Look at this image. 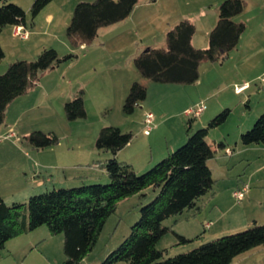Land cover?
Here are the masks:
<instances>
[{
	"label": "rangeland",
	"instance_id": "374dc122",
	"mask_svg": "<svg viewBox=\"0 0 264 264\" xmlns=\"http://www.w3.org/2000/svg\"><path fill=\"white\" fill-rule=\"evenodd\" d=\"M9 1L24 9L25 24L22 27L27 35L25 38L14 35L13 25L1 29L0 46L4 57L0 60V74L5 72L9 63L33 60L45 48H54L59 56L68 53L76 56L41 72L35 84L10 102L5 110L9 127L16 134L13 138L0 140V194L7 204L27 202L29 196L53 188L77 186L80 176L87 178L86 184H106L108 177H100V168L109 152L95 147V138L103 126H118L121 131L132 133L133 144L126 148L124 156L132 158L134 169L140 173L158 161L143 167L151 158L154 160L158 150H165V144L174 140L178 130L185 131L189 118L195 130L205 126L207 120L222 109L230 108L226 120L210 128L206 139L210 143L225 142L220 136L228 133L226 139L234 148L236 142L242 145L240 134L236 133L243 122V112L249 110L243 101L247 94H250L252 113L257 110L259 115L264 110V0H244V10L234 17L235 21L245 24L236 47L222 60L201 61L199 77L190 84L146 79L136 69L133 60L146 48L164 46L165 31L184 18L195 26L191 44L205 48L208 33L217 21V0H138L126 18L100 27L95 38L83 45H73L65 29L76 3L93 0H50L34 17L29 9L32 0ZM48 14L52 15L50 20ZM133 81L145 86L146 97L127 113L123 110V103ZM242 82H248L250 87L239 95L234 94V86ZM79 89L83 90L86 116L68 120L64 104ZM199 103L205 106L204 119L185 114L187 108ZM221 104L229 105L221 107ZM214 110L215 113L208 117V112ZM148 111L154 116V127L146 135L142 128ZM34 130L52 131L58 136V142L36 149L24 137ZM141 167L144 169H137ZM235 169L239 170L241 166L237 165ZM94 176L98 179L94 180ZM216 183V188H220L222 182ZM145 192L142 203L137 195L117 203L94 246L77 264H99L125 239L130 226L139 217V207L149 202L157 191L147 188ZM207 194L204 199L212 191ZM224 195L228 197L221 202L226 204L225 208L238 205V201L230 197L229 189ZM233 208L232 213L228 212L216 223L219 231L213 232L205 224L210 222V227L214 223L213 215L220 211L218 207L212 210L207 206L199 212L193 210V215H186L189 210H185L165 219L163 224L171 229L158 240L157 248L164 250L165 256H174L221 236L220 232L230 228V222L237 221L231 217L238 207ZM179 232L193 239L178 243L175 233ZM197 234L199 237L195 238ZM62 245L63 235L50 233L43 224L6 241L0 250V264H64ZM114 264L127 263L118 261ZM231 264H264V246L239 254Z\"/></svg>",
	"mask_w": 264,
	"mask_h": 264
},
{
	"label": "trees",
	"instance_id": "16d2710c",
	"mask_svg": "<svg viewBox=\"0 0 264 264\" xmlns=\"http://www.w3.org/2000/svg\"><path fill=\"white\" fill-rule=\"evenodd\" d=\"M137 1L77 2L65 34L73 45L89 44L100 27L126 18ZM49 2L32 0L29 8L32 17ZM245 5L244 0H222L218 4L217 21L208 33L205 48H196L191 44L195 31L193 22L186 18L179 20L165 32L163 47L146 48L134 58L136 69L142 77L154 82L194 83L199 77L201 61L222 60L236 47L245 24L235 21L234 17L244 10ZM24 24V9L14 2L2 0L0 31L5 25ZM75 56L74 53L59 56L54 48H45L33 60L9 63L5 72L0 74V125L9 103L27 92L41 72ZM3 57L4 51L0 46V60ZM145 97V86L133 81L124 99V112H132ZM64 110L68 120L86 116L82 89L65 102ZM229 112L230 108L222 109L207 120L205 126L195 130L189 118L182 144L140 173L131 164L115 157L130 142L132 133L123 132L113 125L101 127L95 138V147L110 153L102 164L108 182L53 188L29 196L27 202L11 204H7L0 195V250L10 238L45 224L50 233L63 235L64 264H77L94 246L117 203L134 195L142 203L147 188L157 191L155 196L139 207V217L130 226L128 235L99 264L118 261L127 264H231L239 254L264 246V222L253 221L241 230L201 242L191 250L174 256H165L164 250L157 248L158 240L171 229L163 221L195 208L197 201L212 191L215 179L208 161L225 143H210L206 136L210 128L226 120ZM24 137L36 149L58 142V136L52 131L34 130ZM263 141L264 110L249 128L240 133V143L244 146ZM175 235L178 243L193 239L177 233Z\"/></svg>",
	"mask_w": 264,
	"mask_h": 264
},
{
	"label": "crops",
	"instance_id": "0c3cea01",
	"mask_svg": "<svg viewBox=\"0 0 264 264\" xmlns=\"http://www.w3.org/2000/svg\"><path fill=\"white\" fill-rule=\"evenodd\" d=\"M219 1L221 0H217L218 3H220ZM47 18L50 20L52 18V15L48 14ZM262 93H264V91ZM234 94L239 95L240 93L234 92ZM240 100H242V98H239V101ZM243 101H244L245 106L248 107L249 110L248 112L244 111L242 114L243 122L240 124V126H238L239 128L236 133V135L238 136L242 131H244V129H247L252 125L253 121L255 120V118L258 116V113H259L257 112V110L256 112L252 113V109H250L251 108L249 106L250 94H247V98L246 99L244 98ZM189 103H192V101ZM224 105H229V104H221V107ZM262 107L264 109V96H263ZM208 113H209L208 114V117H209L212 115V113H215V110L211 113L210 112ZM199 117L204 119L203 117H205V111H203L199 115ZM2 125L3 127L0 128V133H2L7 127H9V119H6L5 116L3 118ZM227 135L228 133L226 135L220 136V139H225L224 140L225 146L218 148L216 150L215 156L208 161V164L212 171V175L215 179V184L212 189V194L209 195V197H207L206 199L204 198L206 197V195L208 196V194L202 196L197 201L196 207L185 213L186 215H189V214L193 215L194 214V212H192L193 210H197L199 212L203 208H206L207 206H211L212 210L218 207L220 211L216 214L214 213L213 215L215 216L214 223L210 227H207L209 228L211 232H213V231H219L216 228V223H218L223 217H225L228 212L229 214L232 213L233 206L234 207L237 206L238 211L236 212L234 210L235 215H233L234 217H231V218L236 219L237 221L230 222L228 225L230 228H228L227 230H224L223 232H220L221 235L225 233H231V232L241 230L247 227L248 225H250L253 221L258 222V223L264 221V141L258 144H252V145H247V146L240 145L241 147L236 142L235 147L231 148L229 146L228 140L226 139ZM185 138H186L185 131L178 130V133L174 137V140L171 141L169 144L167 143L165 144V150L162 152L158 150V155L154 158V160L153 158H151L149 161H147V163L143 167L144 168L148 167L149 165L153 163V161L159 160L160 158L165 156L170 151V149H172V147H175L176 145L181 144L185 140ZM132 144H133V139H131L130 142L126 144L121 150H119L115 157L117 160L129 163L133 166V162L131 160L132 158L129 159L127 156H124L126 152L125 151L126 148H129ZM109 156H110V153H108L107 158ZM210 162L213 164L210 165ZM47 163L48 162H45L44 164H47ZM237 165L241 166V169L236 170L235 167H237ZM143 167L137 168V169H144ZM100 170H101L100 177L106 178L107 175L104 169L101 167ZM236 173H240V174L236 175ZM85 179L87 178H82V176H80L79 179H77L76 181L77 183H79L77 185H80L86 182ZM93 179L94 180L98 179V177L94 176ZM219 180L220 182H222L221 183L222 185L220 188H216L218 184L216 182H218ZM66 183H69V182H66ZM244 183H248V189L245 191L244 197L240 201V203L238 202V205H230L229 207L225 208L224 205L226 204H221L223 199L226 200L228 198L224 195V193H226L229 189V191L231 192L230 197L233 198L232 196L233 189L237 187H241V185H243ZM230 197L228 200H230ZM179 234L187 238L192 237V236H188L184 232L182 233L179 232Z\"/></svg>",
	"mask_w": 264,
	"mask_h": 264
},
{
	"label": "built area",
	"instance_id": "2783aa9c",
	"mask_svg": "<svg viewBox=\"0 0 264 264\" xmlns=\"http://www.w3.org/2000/svg\"><path fill=\"white\" fill-rule=\"evenodd\" d=\"M13 34L19 35L22 38H25L27 35V33L25 32V29L21 25L14 26ZM249 87H250V84L248 82H242L234 86V92L241 93L245 91L246 89H248ZM204 109H205L204 104L199 103L195 105L194 107L187 108V110L185 111V114L190 117H196V116H199L204 111ZM153 121H154L153 114L150 111L146 112L144 115L145 124H144V127L142 128L143 134H146V135L149 134L151 129L154 127ZM15 135H16L15 131L12 128L8 127L5 133L3 134L0 133V140L5 139V138H13L15 137ZM247 189H248V183H244L243 185H241V187H237L233 189L232 196L234 197L236 201L240 202L243 199L244 193ZM209 225H210V222H207L205 224V227H208Z\"/></svg>",
	"mask_w": 264,
	"mask_h": 264
}]
</instances>
